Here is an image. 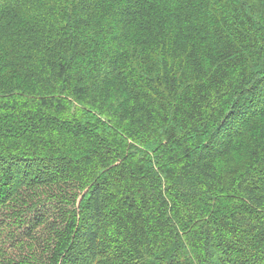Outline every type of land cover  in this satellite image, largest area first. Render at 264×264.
<instances>
[{"label":"trees","instance_id":"16d2710c","mask_svg":"<svg viewBox=\"0 0 264 264\" xmlns=\"http://www.w3.org/2000/svg\"><path fill=\"white\" fill-rule=\"evenodd\" d=\"M0 264H264V0H0Z\"/></svg>","mask_w":264,"mask_h":264}]
</instances>
